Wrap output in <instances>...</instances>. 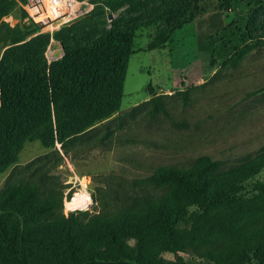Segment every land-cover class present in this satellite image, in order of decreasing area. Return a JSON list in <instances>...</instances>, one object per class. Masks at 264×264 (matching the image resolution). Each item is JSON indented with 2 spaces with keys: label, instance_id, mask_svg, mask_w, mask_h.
<instances>
[{
  "label": "rangeland",
  "instance_id": "1",
  "mask_svg": "<svg viewBox=\"0 0 264 264\" xmlns=\"http://www.w3.org/2000/svg\"><path fill=\"white\" fill-rule=\"evenodd\" d=\"M183 1L79 0L75 7L80 5V11L71 20L43 29L26 18L20 2L2 18L0 63L11 58L21 66L31 52L33 64L49 65L63 57L65 48L90 44L126 23L137 27L119 112L66 142L64 149L57 141L51 147L37 140L24 143L17 163L0 175V190L10 180L36 183L42 191L52 186L63 213L97 214L127 204L135 194L153 193L146 179L156 167H187L208 155L226 171L264 153V0H197L192 22L149 50L157 22L172 17ZM233 58L238 60L232 67L227 61ZM158 95H163L167 114L151 117L146 101ZM262 184L264 167L244 177L236 195L259 199ZM82 191L89 196L88 208L69 209L67 201ZM209 225L215 224L194 227L205 247L216 246L224 260L243 257L241 240L209 230ZM181 227L193 229L190 223ZM247 241L256 253L255 242H264V233ZM260 253L264 261V245ZM159 255L166 260L181 256L189 264H220L214 252Z\"/></svg>",
  "mask_w": 264,
  "mask_h": 264
},
{
  "label": "trees",
  "instance_id": "2",
  "mask_svg": "<svg viewBox=\"0 0 264 264\" xmlns=\"http://www.w3.org/2000/svg\"><path fill=\"white\" fill-rule=\"evenodd\" d=\"M25 1L0 0V21ZM197 13V0L180 2L172 17L157 22L147 48L170 41L172 33L191 23ZM136 27L126 23L90 44L65 48L63 57L49 65L33 64L32 52L23 66L11 58L2 60L0 175L17 163L24 143L37 140L51 147L57 141L64 149L66 142L119 112L127 66L135 53ZM237 60L227 62L233 67ZM162 96L146 101L151 117L167 114ZM183 99L188 101L185 91ZM260 167L264 153L226 171L208 155L187 167L159 166L146 179L153 193L135 194L127 204L97 214H65L61 198L57 207L52 186L42 191L36 183L10 180L0 190V264H189L177 255L166 260L161 252H214L220 264H243L244 258L246 264H264L259 255L264 242H255V253L247 241L264 233V185L259 199L236 195L241 180ZM183 223L193 229L181 227ZM204 223L215 224L209 230L217 228L221 235L241 240L243 257L224 260L216 246L205 247L203 236L194 229Z\"/></svg>",
  "mask_w": 264,
  "mask_h": 264
},
{
  "label": "built area",
  "instance_id": "3",
  "mask_svg": "<svg viewBox=\"0 0 264 264\" xmlns=\"http://www.w3.org/2000/svg\"><path fill=\"white\" fill-rule=\"evenodd\" d=\"M79 0H26L21 3L26 18L40 29L58 21L71 20L78 11Z\"/></svg>",
  "mask_w": 264,
  "mask_h": 264
},
{
  "label": "bare ground",
  "instance_id": "4",
  "mask_svg": "<svg viewBox=\"0 0 264 264\" xmlns=\"http://www.w3.org/2000/svg\"><path fill=\"white\" fill-rule=\"evenodd\" d=\"M89 204H90V199L87 192L82 191V192H77L70 201H67L66 206L72 210L74 209L83 210L88 208Z\"/></svg>",
  "mask_w": 264,
  "mask_h": 264
},
{
  "label": "water",
  "instance_id": "5",
  "mask_svg": "<svg viewBox=\"0 0 264 264\" xmlns=\"http://www.w3.org/2000/svg\"><path fill=\"white\" fill-rule=\"evenodd\" d=\"M55 56H56V58H57L58 55H55Z\"/></svg>",
  "mask_w": 264,
  "mask_h": 264
}]
</instances>
